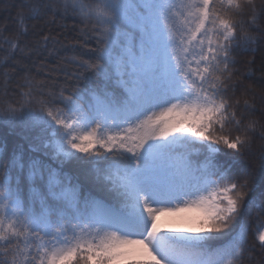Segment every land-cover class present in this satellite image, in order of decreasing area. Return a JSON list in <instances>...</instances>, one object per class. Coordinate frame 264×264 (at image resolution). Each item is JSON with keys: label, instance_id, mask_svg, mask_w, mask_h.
<instances>
[{"label": "snow or ice", "instance_id": "6c2138e0", "mask_svg": "<svg viewBox=\"0 0 264 264\" xmlns=\"http://www.w3.org/2000/svg\"><path fill=\"white\" fill-rule=\"evenodd\" d=\"M262 217L264 0H0V264H264Z\"/></svg>", "mask_w": 264, "mask_h": 264}, {"label": "trees", "instance_id": "16d2710c", "mask_svg": "<svg viewBox=\"0 0 264 264\" xmlns=\"http://www.w3.org/2000/svg\"><path fill=\"white\" fill-rule=\"evenodd\" d=\"M67 24L69 25V27H72L73 24H76V27L79 28L81 27L82 25H80L78 22H75L73 20H68L67 21ZM72 37L69 36V40H71ZM253 54L252 53H248L246 54V57L245 58H248V57H251ZM257 57H259V53L255 54ZM261 219H264V217H262ZM259 223V220L257 219L255 213L253 214V217L250 219V222H249V226H250V229L252 232H255L256 228H257V225ZM257 260H259V254H257ZM253 264H256V261H253Z\"/></svg>", "mask_w": 264, "mask_h": 264}, {"label": "rangeland", "instance_id": "374dc122", "mask_svg": "<svg viewBox=\"0 0 264 264\" xmlns=\"http://www.w3.org/2000/svg\"><path fill=\"white\" fill-rule=\"evenodd\" d=\"M160 219H161L162 221H166V220L169 219V217L165 216L164 214H161Z\"/></svg>", "mask_w": 264, "mask_h": 264}]
</instances>
